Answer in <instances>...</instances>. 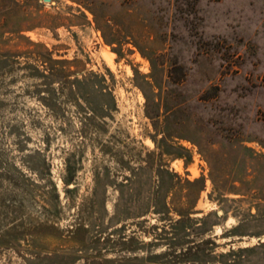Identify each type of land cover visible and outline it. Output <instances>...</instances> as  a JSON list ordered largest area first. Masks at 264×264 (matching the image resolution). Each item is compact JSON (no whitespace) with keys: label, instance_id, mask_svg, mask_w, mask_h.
<instances>
[{"label":"rangeland","instance_id":"obj_1","mask_svg":"<svg viewBox=\"0 0 264 264\" xmlns=\"http://www.w3.org/2000/svg\"><path fill=\"white\" fill-rule=\"evenodd\" d=\"M0 264H264V0H0Z\"/></svg>","mask_w":264,"mask_h":264},{"label":"water","instance_id":"obj_2","mask_svg":"<svg viewBox=\"0 0 264 264\" xmlns=\"http://www.w3.org/2000/svg\"><path fill=\"white\" fill-rule=\"evenodd\" d=\"M44 1H49V0H44Z\"/></svg>","mask_w":264,"mask_h":264}]
</instances>
